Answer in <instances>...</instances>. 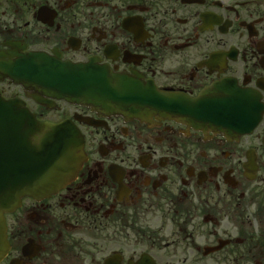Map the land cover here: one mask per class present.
<instances>
[{"label": "flooded vegetation", "instance_id": "flooded-vegetation-1", "mask_svg": "<svg viewBox=\"0 0 264 264\" xmlns=\"http://www.w3.org/2000/svg\"><path fill=\"white\" fill-rule=\"evenodd\" d=\"M41 54L190 96L231 79L264 105V0H0V96L71 121L84 159L5 213L0 264H264V110L249 133L57 98Z\"/></svg>", "mask_w": 264, "mask_h": 264}, {"label": "water", "instance_id": "water-1", "mask_svg": "<svg viewBox=\"0 0 264 264\" xmlns=\"http://www.w3.org/2000/svg\"><path fill=\"white\" fill-rule=\"evenodd\" d=\"M41 61L56 64L33 69L35 81L54 96L127 117L151 112L235 136L250 131L262 112L231 80L190 97L91 61L73 64L43 55ZM83 157L81 135L71 122L39 121L22 101L0 97V259L7 248L4 212L24 195L41 198L57 190L75 176Z\"/></svg>", "mask_w": 264, "mask_h": 264}]
</instances>
